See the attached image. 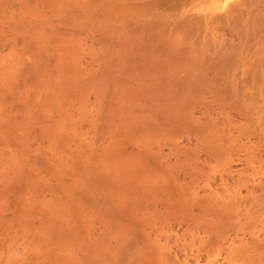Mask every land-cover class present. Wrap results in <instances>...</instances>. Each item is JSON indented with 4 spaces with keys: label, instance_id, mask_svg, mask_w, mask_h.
Segmentation results:
<instances>
[{
    "label": "bare ground",
    "instance_id": "6f19581e",
    "mask_svg": "<svg viewBox=\"0 0 264 264\" xmlns=\"http://www.w3.org/2000/svg\"><path fill=\"white\" fill-rule=\"evenodd\" d=\"M0 264H264V0H0Z\"/></svg>",
    "mask_w": 264,
    "mask_h": 264
}]
</instances>
